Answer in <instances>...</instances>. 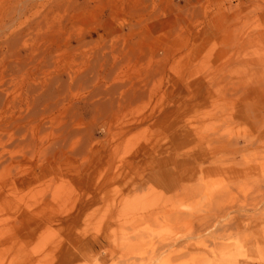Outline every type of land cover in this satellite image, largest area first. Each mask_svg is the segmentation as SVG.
Listing matches in <instances>:
<instances>
[{"label": "rangeland", "instance_id": "374dc122", "mask_svg": "<svg viewBox=\"0 0 264 264\" xmlns=\"http://www.w3.org/2000/svg\"><path fill=\"white\" fill-rule=\"evenodd\" d=\"M193 4L199 9L188 21L193 30L189 41L185 26L179 43L172 40L175 35H164L155 44L176 50L168 65L180 77L201 80L195 85L193 109L199 121L192 134L164 143L166 116L176 108L170 103L125 136L113 130L104 142L108 156L95 168L83 162L85 155L84 160L83 156L67 160L52 187L43 184L35 191L38 200L50 195L52 207L46 212H53L54 220L40 223L31 241L6 239L0 247V264H264V0H194ZM217 6L223 12H216ZM213 18L222 26L215 35L217 27L211 34L209 25ZM138 69L154 73L149 94L157 95L144 100L152 107L169 81H161L158 60ZM216 69L221 74L212 72ZM146 105L141 102L134 110L127 109L129 117L123 110L125 116L117 112L113 127L138 119ZM254 109L263 118L251 119ZM143 143L152 146L153 153L141 166L156 170L159 162L174 163L180 170L205 166L208 171H197L183 181L164 172L143 184L144 172L137 175L121 168V160L141 150ZM163 150L168 153L156 162ZM7 233L1 228L0 240Z\"/></svg>", "mask_w": 264, "mask_h": 264}, {"label": "bare ground", "instance_id": "6f19581e", "mask_svg": "<svg viewBox=\"0 0 264 264\" xmlns=\"http://www.w3.org/2000/svg\"><path fill=\"white\" fill-rule=\"evenodd\" d=\"M193 1L0 0V227L8 232L0 247L7 240L31 241L40 223L54 220L55 214L46 212L52 207L50 195L38 200L36 189L43 184L52 187L67 160L78 156L84 160L85 155L83 162H91L95 168L108 156L104 142L113 130V134L125 136L174 103L176 108L167 114L162 129L164 143L179 142L192 134L199 121L193 109L195 85L201 80L196 83L192 77H180L173 65H168L176 50L155 44H160L164 35H175L172 40L179 43L185 26L190 39L193 30L188 21L199 9ZM215 11L223 12V8L217 6ZM217 20L209 23L211 34L217 27L213 35L222 27ZM153 60L159 61L158 74H162V82L168 79L169 87L165 93L160 89L151 107L149 100H144L157 95L149 94L154 73L144 74L138 68ZM219 71L212 72L217 76ZM184 94L192 95L186 98ZM141 102L151 108L150 113L144 108L138 119L113 127L116 114L123 110L127 116L125 111L134 110ZM261 112L254 109L251 119L263 118ZM152 151V146L143 143L141 150L121 160L120 167L137 175L144 172L140 174L144 175L143 184L164 172L183 181L197 171H208L205 166L180 170L174 163L163 166L159 162L156 170L141 166ZM165 153L168 151L156 155V162ZM175 160L171 161L178 163ZM41 169L45 173L39 175Z\"/></svg>", "mask_w": 264, "mask_h": 264}]
</instances>
